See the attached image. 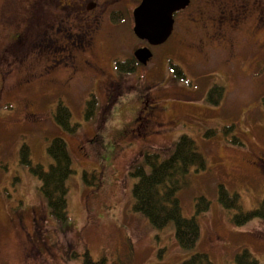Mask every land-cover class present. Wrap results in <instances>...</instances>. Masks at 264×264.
<instances>
[{"label":"rangeland","instance_id":"1","mask_svg":"<svg viewBox=\"0 0 264 264\" xmlns=\"http://www.w3.org/2000/svg\"><path fill=\"white\" fill-rule=\"evenodd\" d=\"M14 3L18 15L24 2ZM206 4L202 11L213 19L205 25L184 20L185 12L201 5L194 0L188 12L175 16L173 36L153 47L152 59L134 73L116 75L109 61L112 53L120 55V62L132 58L141 44L132 26L123 21L111 28L110 36L96 38L91 61L112 76L115 87L106 105L104 75L77 78L68 86L65 71L55 72L52 82L34 80L45 63L36 56L41 31L32 24L21 41L7 46L10 30L0 27V264H82L72 254L84 250L94 260L105 257L115 264H180L195 253L207 255L212 264H237L236 256L246 251L264 264V218L237 225L231 221L236 211L217 199L222 186L242 212L259 210L264 201V27L254 33L251 15L237 31L227 24L214 33L221 14L212 13L217 1ZM260 4L264 10V0ZM36 8L20 19L36 23L43 12L47 23L58 13L54 4ZM15 32L12 26L11 34ZM90 95L98 104L86 119ZM151 97L164 109L156 125L140 135L132 117L140 101ZM59 103L70 110V123L78 125L75 132L55 124L52 115ZM182 135L194 141L204 160L203 169H189L176 193L182 216L194 217L199 226L190 250L179 247L172 223L157 229L134 212L131 195L135 169H149L143 156L156 154L158 162L168 158ZM55 137L66 143L73 171L64 222L49 215L37 179L20 162L25 146L30 162L46 168V149ZM83 171L94 172L98 186L86 185ZM201 197L209 205L197 214Z\"/></svg>","mask_w":264,"mask_h":264},{"label":"flooded vegetation","instance_id":"2","mask_svg":"<svg viewBox=\"0 0 264 264\" xmlns=\"http://www.w3.org/2000/svg\"><path fill=\"white\" fill-rule=\"evenodd\" d=\"M16 1V0H15ZM14 0H0V27H6L10 30L7 33V46H10L13 41L19 40L25 36L26 29L34 24L41 32L42 36L39 37V49L36 54L38 59L45 61L42 65L41 71L35 76L34 80H39V82L50 81L51 76L57 71H65V86H68L72 81L74 82L77 78L88 76H97L99 74L104 75L105 80L101 82L104 91V97L106 100L105 105L111 96H114L112 90L115 88L113 86V78L107 75L104 70L91 61V56L97 45H95V40L99 35H109L111 28L115 26L123 25L125 21L128 27H133V10L141 3V0H23L24 6H22V11L17 15L13 12L12 7L15 6ZM208 1L215 3L217 1V6L213 7L212 13L221 14L218 22V28L214 31L220 33L227 24L229 25V30H235V28L240 27L246 19L254 15L255 23L253 24V32L256 33L261 28L264 27V10L260 4V0H230L227 3L226 0H199L201 5L197 10H192L190 13H186L194 3V0H189L188 5L173 14V27L175 23V16L185 12L183 19L189 21L190 24L205 25V21L211 20L213 18L206 15L202 11V7L207 5ZM48 4L51 7L52 4L55 6V11L61 9L66 10L67 15L65 17L60 16V14L55 15L52 10V20L45 22L43 12L40 15V21L34 23L33 20L20 19L24 15H29L33 12L36 6V11H40ZM45 11V10H44ZM188 12V11H187ZM25 13V14H24ZM223 18H226L224 20ZM62 23V24H61ZM224 23V24H222ZM64 24V26H63ZM15 26L17 32L11 34V28ZM42 26V29H41ZM51 29V33L46 29ZM48 32L47 38L43 33ZM14 36V38H12ZM173 36V30L168 38ZM167 38V39H168ZM21 39V40H20ZM138 39V38H137ZM139 40V39H138ZM139 44L134 51L138 49L147 48L150 53L151 49L155 46H150L145 40H139ZM48 44V45H47ZM163 44V43H162ZM47 45V46H45ZM260 46L264 47V39L260 41ZM132 52V55L134 53ZM120 55L112 53L110 57L111 68L116 75H119V69H117L116 62L119 60ZM133 57V56H132ZM134 59V57H133ZM151 58L145 65L138 64V67L146 66ZM50 62V63H49ZM259 63L256 61L255 64ZM86 73V76L85 74ZM34 75H30L32 78ZM36 77L38 79H36ZM83 80V79H82ZM20 82L19 84L27 83ZM92 82L83 83L84 86L88 84L91 85ZM18 84V85H19ZM210 89L206 92L207 98ZM96 100V98H95ZM97 101L95 108L97 106ZM140 106L137 113L132 117V123L135 125L138 132H142L140 135H144L148 130H150L151 125H156L155 119H157L158 113L164 109L161 106L160 100L155 97L148 98L144 101V98L140 101Z\"/></svg>","mask_w":264,"mask_h":264},{"label":"trees","instance_id":"3","mask_svg":"<svg viewBox=\"0 0 264 264\" xmlns=\"http://www.w3.org/2000/svg\"><path fill=\"white\" fill-rule=\"evenodd\" d=\"M116 64L117 69L123 73H134L139 68L133 58L126 59L124 62L117 61ZM218 90L219 87L213 89L215 92ZM85 103V118L89 119L95 108L96 100L93 95H90ZM53 112L54 122L61 130L68 133L75 132L78 125L70 123V110L65 105L59 103ZM46 152L50 159L46 168L30 162L25 146L20 150V162L27 166L30 173L37 179L38 189L46 202L49 215L57 222H64L68 219L66 196L68 179L73 173L71 158L66 143L59 137L52 139ZM143 157L149 169L145 170L143 167H139L132 174L137 177L131 194L133 211L145 216L150 224L157 229L172 223L174 237L179 247L186 250L194 248L199 237V226L194 217L185 218L182 216L176 193L191 167L199 170L204 168L202 155L198 152L194 141L190 137L182 135L175 143L173 152L168 158L158 162L156 154L146 153ZM82 179L88 186H98L99 178L94 172L83 171ZM217 199L225 208L236 211L231 221L237 225H242L253 217L264 218V201L261 202L259 210L242 212L234 198L226 197L222 186L218 187ZM208 205V201L203 197L198 198L195 213L206 211ZM72 257H80L82 264H115L108 263L105 257L94 260L87 250L82 253L74 252ZM235 259L237 264H257L246 251L237 255ZM118 264L122 263L118 262ZM180 264L212 263L207 255L195 253Z\"/></svg>","mask_w":264,"mask_h":264},{"label":"water","instance_id":"4","mask_svg":"<svg viewBox=\"0 0 264 264\" xmlns=\"http://www.w3.org/2000/svg\"><path fill=\"white\" fill-rule=\"evenodd\" d=\"M189 0H141L133 10V34L148 45L156 46L164 43L173 29V14L184 9ZM134 59L145 65L151 58L147 48L133 53Z\"/></svg>","mask_w":264,"mask_h":264}]
</instances>
